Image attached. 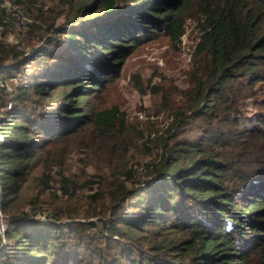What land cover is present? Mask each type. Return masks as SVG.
Returning a JSON list of instances; mask_svg holds the SVG:
<instances>
[{
  "label": "trees",
  "instance_id": "trees-1",
  "mask_svg": "<svg viewBox=\"0 0 264 264\" xmlns=\"http://www.w3.org/2000/svg\"><path fill=\"white\" fill-rule=\"evenodd\" d=\"M13 1L34 19L9 42L0 4V264H264V0ZM189 8L185 88L133 139L90 97ZM85 131L80 179L64 144Z\"/></svg>",
  "mask_w": 264,
  "mask_h": 264
},
{
  "label": "rangeland",
  "instance_id": "rangeland-1",
  "mask_svg": "<svg viewBox=\"0 0 264 264\" xmlns=\"http://www.w3.org/2000/svg\"><path fill=\"white\" fill-rule=\"evenodd\" d=\"M1 2L17 3L23 15L34 13L31 6L23 3L13 0H1ZM9 11L11 13L13 10ZM196 12L195 8L187 9L172 29L162 31L150 40L136 45L132 52L125 55L119 75L106 80L104 86L91 95L90 100L96 108L117 104L125 110L128 124L126 133L132 138L141 130H149L151 135L155 129L162 130L169 114L164 93H167L170 101H173L178 97V93L180 94V90L185 88L193 48L200 33ZM60 19L61 16H58L56 20ZM10 28L5 30L6 40L8 37L15 39L18 36ZM135 72L144 80L150 79V84L159 82L161 90L152 92L151 88H148L145 93H141L131 77ZM158 73L162 74L163 78L160 79ZM86 135L87 131L80 132L66 140V145L64 144L65 166L80 179L85 176L90 166L86 163V156L82 150L75 145L79 137L86 138ZM112 139L113 137H108L107 141ZM60 143H51L48 146L55 149L58 146L54 147V145H61ZM56 202L58 203L59 200Z\"/></svg>",
  "mask_w": 264,
  "mask_h": 264
},
{
  "label": "built area",
  "instance_id": "built-area-1",
  "mask_svg": "<svg viewBox=\"0 0 264 264\" xmlns=\"http://www.w3.org/2000/svg\"><path fill=\"white\" fill-rule=\"evenodd\" d=\"M0 4L4 5L6 10V16L4 17V22L6 25L10 26L14 31H20L25 24L28 22L33 21L34 17L31 14L23 15L22 12L19 10L17 3L16 4H10V3H2L0 0ZM9 10L11 11V14ZM7 41L9 42H15V39L12 37H8ZM17 46V44H16ZM19 75H14L13 79H17ZM6 227V221L2 216V213L0 211V233L2 234L3 230Z\"/></svg>",
  "mask_w": 264,
  "mask_h": 264
},
{
  "label": "water",
  "instance_id": "water-1",
  "mask_svg": "<svg viewBox=\"0 0 264 264\" xmlns=\"http://www.w3.org/2000/svg\"><path fill=\"white\" fill-rule=\"evenodd\" d=\"M3 243V235L0 233V246Z\"/></svg>",
  "mask_w": 264,
  "mask_h": 264
}]
</instances>
